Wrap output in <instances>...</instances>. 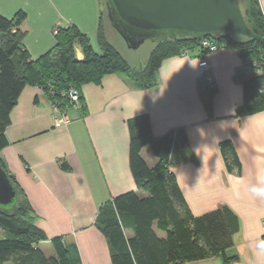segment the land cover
<instances>
[{
	"label": "crops",
	"instance_id": "1",
	"mask_svg": "<svg viewBox=\"0 0 264 264\" xmlns=\"http://www.w3.org/2000/svg\"><path fill=\"white\" fill-rule=\"evenodd\" d=\"M78 3L83 12L68 13ZM259 4L264 15V0ZM100 5L101 0H0V14L11 19L19 11L27 13L21 27L26 32L24 45L37 60L54 47L57 28L76 25L97 47ZM199 58L191 52L166 59L158 85L150 90L119 74L106 76L99 85L83 86L80 105L62 109L72 122L61 128L54 126L60 114L43 90L24 88L11 112L9 145L0 158L26 194L35 225L49 239L40 246H52L51 240L63 237L77 245L82 264L111 263L109 244L95 222L102 206L114 198L131 191L147 195L137 187L130 168L128 121L148 115L156 138L186 130L188 148L171 154L170 170L192 214L200 217L230 208L241 224L232 252L242 264H264V197L250 192L252 186H264V111L242 118L236 114L245 102L238 79L253 76L247 75L237 50L226 47L207 55L218 87L215 118L209 121L199 94ZM226 140L235 144L240 173L226 169L220 150ZM146 149L142 157L154 168L158 160ZM189 264L223 262L216 257Z\"/></svg>",
	"mask_w": 264,
	"mask_h": 264
},
{
	"label": "trees",
	"instance_id": "2",
	"mask_svg": "<svg viewBox=\"0 0 264 264\" xmlns=\"http://www.w3.org/2000/svg\"><path fill=\"white\" fill-rule=\"evenodd\" d=\"M241 2L250 26L264 38V15L259 0ZM104 12L101 10L97 28L98 51L88 35L71 25L56 29L54 47L37 60L32 59L24 45L26 32L21 27L27 13L19 11L11 19L0 14V153L9 145L6 131L11 124V112L26 86L40 88L53 105L64 109L73 105L66 96L71 89L81 93L83 86L99 85L106 76L119 74L139 88L150 90L158 85V72L166 59L191 52L200 57L205 54L201 43L209 38L161 40L154 45L147 65L135 68L109 39V21L106 16L108 23H105ZM210 39L222 48L237 50L246 66L260 73L250 79H238L244 87L245 102L237 110V117L263 112L264 44L240 37ZM78 51L83 54L82 60ZM217 93L215 82L202 77L199 94L209 121L215 118L213 104ZM128 127L130 168L137 187L147 195L131 191L100 209L95 226L109 244L110 264H189L216 257L223 264H242L232 252L234 236L241 227L239 217L226 206L195 217L170 170L171 154L188 148L186 130L156 138L148 115L130 119ZM145 148L157 158L156 167H149L143 159ZM220 150L227 171L240 173L242 164L234 142L223 141ZM0 166L17 192L14 205L0 207V228L6 233V238L0 240V264H82L77 245L63 237L50 241L53 257L44 254L40 244L49 239L35 225L26 194L1 158ZM63 168L69 166L64 163ZM155 229L165 237L160 238Z\"/></svg>",
	"mask_w": 264,
	"mask_h": 264
},
{
	"label": "water",
	"instance_id": "3",
	"mask_svg": "<svg viewBox=\"0 0 264 264\" xmlns=\"http://www.w3.org/2000/svg\"><path fill=\"white\" fill-rule=\"evenodd\" d=\"M110 28L130 49L146 40L240 37L264 44L250 26L241 0H103ZM79 60L83 54L78 51ZM17 192L0 166V207L14 205Z\"/></svg>",
	"mask_w": 264,
	"mask_h": 264
},
{
	"label": "rangeland",
	"instance_id": "4",
	"mask_svg": "<svg viewBox=\"0 0 264 264\" xmlns=\"http://www.w3.org/2000/svg\"><path fill=\"white\" fill-rule=\"evenodd\" d=\"M84 1H88V0H84ZM72 5H73V7L68 10V13L75 15V14H80L81 12H83L82 11L83 10L82 4H80V3L77 4L80 6H76L75 4H72ZM100 8H101V10H104V1L103 0H101ZM104 18H105V23H106V21H107L106 20V14H104ZM107 23H108V21H107ZM107 29H108L107 33H108L109 39L113 42V44L117 47V49L121 52V54L131 63L132 66H134L135 68H144L147 65L150 54H151V52L154 48V45H155L154 41H152L151 39H148L145 41L144 44H142L140 46V48L130 49L126 45V43L123 41L121 36L114 29L110 28V25L107 26ZM95 50L98 51L99 50L98 47L95 46ZM247 71H248L247 72L248 76L254 77V76L259 75L258 72L255 71L253 68L252 69L248 68ZM80 102H81V100H80ZM64 109H66V108H64ZM60 110L62 111L61 108H60ZM146 150H149V149H146ZM3 237H5V236L3 235L2 231H0V240L4 239ZM40 247L47 257H53L54 256V251H53V248L51 245H42ZM7 264H12V263H7Z\"/></svg>",
	"mask_w": 264,
	"mask_h": 264
},
{
	"label": "built area",
	"instance_id": "5",
	"mask_svg": "<svg viewBox=\"0 0 264 264\" xmlns=\"http://www.w3.org/2000/svg\"><path fill=\"white\" fill-rule=\"evenodd\" d=\"M55 33H56V31H55ZM201 46H202L203 50L205 51V54L199 58V68L202 71V77H205L208 82H214V78L210 72L211 67H210L209 62L207 60V55L219 51L220 49H222V47H220L217 44V42H215L214 40H212L210 38L204 39L201 43ZM66 96H67L68 100L71 103H73L74 105H76V106L80 105L81 93L78 90L71 89L66 94ZM54 107H55V110H57L60 114V117L55 119V122H54L55 128H61V127L66 126L72 122V119L70 118V116L68 114L61 111L58 106L54 105ZM262 231H263V235H264V220L262 222Z\"/></svg>",
	"mask_w": 264,
	"mask_h": 264
},
{
	"label": "clouds",
	"instance_id": "6",
	"mask_svg": "<svg viewBox=\"0 0 264 264\" xmlns=\"http://www.w3.org/2000/svg\"><path fill=\"white\" fill-rule=\"evenodd\" d=\"M250 192L256 197H264V186H252Z\"/></svg>",
	"mask_w": 264,
	"mask_h": 264
}]
</instances>
